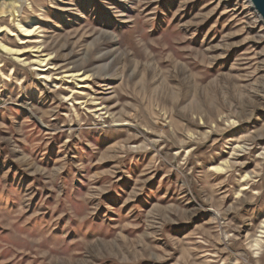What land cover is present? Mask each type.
<instances>
[{
    "label": "rangeland",
    "instance_id": "1",
    "mask_svg": "<svg viewBox=\"0 0 264 264\" xmlns=\"http://www.w3.org/2000/svg\"><path fill=\"white\" fill-rule=\"evenodd\" d=\"M0 27V264H264L250 0H24Z\"/></svg>",
    "mask_w": 264,
    "mask_h": 264
},
{
    "label": "bare ground",
    "instance_id": "2",
    "mask_svg": "<svg viewBox=\"0 0 264 264\" xmlns=\"http://www.w3.org/2000/svg\"><path fill=\"white\" fill-rule=\"evenodd\" d=\"M24 0H0V16L1 17H10L13 19L19 18V14L22 10ZM21 30L23 32V36L25 37H30L33 35L36 31V29H26L24 26H21ZM5 31L4 27H0V34ZM6 32V31H5ZM0 47L5 53H12L14 55H20L21 51L20 49H12L8 46H6L3 43H0ZM37 49V48H36ZM39 50V49H38ZM44 57V56H43ZM45 60V59H44ZM23 61V60H21ZM47 63V62H46ZM40 66V65H39ZM46 66V65H45ZM44 64L42 63L41 67H45ZM41 69V68H40ZM48 69V68H47ZM39 70V69H38ZM76 76L75 74H66L65 77L71 78ZM41 79H46L45 76H41ZM84 81L87 79V77L82 78ZM71 97V96H70ZM68 99V98H67ZM65 100V99H64ZM69 101V100H68Z\"/></svg>",
    "mask_w": 264,
    "mask_h": 264
},
{
    "label": "water",
    "instance_id": "3",
    "mask_svg": "<svg viewBox=\"0 0 264 264\" xmlns=\"http://www.w3.org/2000/svg\"><path fill=\"white\" fill-rule=\"evenodd\" d=\"M255 8V10L258 12L260 17L264 20V0H250Z\"/></svg>",
    "mask_w": 264,
    "mask_h": 264
}]
</instances>
